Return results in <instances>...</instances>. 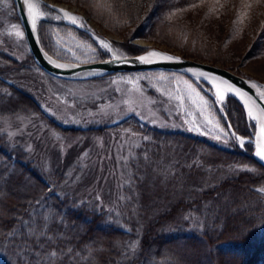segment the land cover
I'll return each instance as SVG.
<instances>
[{
  "label": "trees",
  "instance_id": "16d2710c",
  "mask_svg": "<svg viewBox=\"0 0 264 264\" xmlns=\"http://www.w3.org/2000/svg\"><path fill=\"white\" fill-rule=\"evenodd\" d=\"M59 1L83 7L101 27L118 35L122 40L115 44L126 55L144 51L130 42L134 38L171 40L202 57L218 54L200 44L195 33L182 31L176 23L170 25L164 17L165 0H146V10L137 7L136 0ZM196 1L200 0H175L169 9ZM44 8L48 14L38 21L37 35L49 55L72 62L108 56L86 32ZM192 41L197 42L193 48ZM76 42L86 46L89 54L83 56V51L68 47ZM0 60L18 65L2 52ZM43 73L51 80L71 82ZM136 73L189 78L157 70L127 74ZM120 74L126 73L85 81H104ZM8 79L0 72V124L24 115L71 135L105 130L94 124L83 127L59 122L33 93ZM204 97L216 111L213 99L207 94ZM224 113L225 123L233 130L226 146L187 130L148 124L133 114L113 122L111 128L144 137L129 159L117 213L78 202L68 192L65 169L44 170L23 143H13L0 130V258L17 264L18 256L6 237L9 230L28 221L34 226L46 224L54 239L42 241V248L32 241V250L19 264H47L43 254L52 249L58 255L51 264H264V168L254 159L250 144L240 146L235 139L249 136L241 105L228 97Z\"/></svg>",
  "mask_w": 264,
  "mask_h": 264
},
{
  "label": "rangeland",
  "instance_id": "374dc122",
  "mask_svg": "<svg viewBox=\"0 0 264 264\" xmlns=\"http://www.w3.org/2000/svg\"><path fill=\"white\" fill-rule=\"evenodd\" d=\"M136 1L137 7L146 10V0ZM173 1L165 0L168 9L164 17L170 25L176 23L184 28L182 31L195 33L200 44L218 51L217 56L212 58L191 54L188 47L177 45L171 40L162 43L154 39L134 38L130 42L137 46L147 44L149 48H158L168 54L241 72L264 86V37L261 36L264 33V0H200L171 10L169 6ZM73 6L90 18L83 7ZM44 9L42 7L45 13L42 19L48 14ZM90 19L94 25L82 20V27L94 37L96 46L107 53L106 49L97 45V38H107L108 35L112 37L110 42L115 53L121 57L127 56L115 44L122 39ZM17 30L23 33L13 0H0V52L10 59H16L18 63L12 67L2 61L0 72L9 81L33 93L42 108L59 122L83 127L91 124L105 127V130L95 134L71 135L55 130L44 120L24 115L5 119L0 124V130L7 134L9 140L23 143L41 168L46 171L66 170L69 176L68 192L78 202L100 210L116 213L120 210L121 190L129 173V160L126 166L121 157H128L129 153L133 156L134 149L144 137L110 126L129 114L157 127L187 130L221 146L227 145L230 131L225 123L224 106L221 109L215 103L217 108L213 111L208 105L207 111L200 113L199 105L192 103L197 97L188 87L189 84L200 95L207 94L215 100L214 90L206 83L166 73H126L93 82L51 80L36 67L30 58L24 33L22 39L18 38ZM183 42L186 43V39ZM68 44L72 50L83 51V56L89 54L90 50L82 44ZM196 44L192 41V48ZM228 97L231 96L227 95L226 100ZM207 118H211L213 123L207 124ZM244 122L249 132L245 115ZM216 125L222 131H218ZM237 142L241 146V142ZM249 144L254 152L253 145ZM0 264L9 263L0 258Z\"/></svg>",
  "mask_w": 264,
  "mask_h": 264
},
{
  "label": "water",
  "instance_id": "95a60500",
  "mask_svg": "<svg viewBox=\"0 0 264 264\" xmlns=\"http://www.w3.org/2000/svg\"><path fill=\"white\" fill-rule=\"evenodd\" d=\"M17 16L19 18L21 27L24 32L25 40L30 52V55L34 61V63L42 69L47 74L66 80H86L89 78L100 77L109 73H123V72H136V71H148V70H164V71H172L178 72L185 75H188L192 78H198L206 83L203 78L193 75L189 72V69H198L207 73L214 75L223 80H227L234 88L240 89L243 92L247 93L248 97H251L253 102H259L260 104H264V99H261L259 89L251 87V83L256 84V80L248 79L242 75L236 74L232 72L230 69L212 65L203 61L194 60L191 58H185L183 56H179L176 54H170L169 56L178 58L179 62L175 61H165L160 57L152 58V62L150 63H142L139 61L138 57L141 55H146V53L132 55V56H117L112 50L109 52V57L100 60L88 61V62H68L56 59L50 56L48 53L44 51L41 47L37 31H33L31 27V22L26 13V7L24 0H13ZM47 6V5H46ZM53 10H57L55 7L48 6ZM65 21V20H64ZM67 24L86 31L91 35L89 31L86 29L79 27L77 25H73L68 21H65ZM92 36V35H91ZM146 47L145 45H143ZM113 56H116V59H113ZM54 61L56 64L65 65L64 68H57L52 63ZM218 81V80H217ZM251 82V83H249ZM209 84V83H208ZM210 85V84H209ZM232 96L238 100L241 104L240 100L237 96ZM259 107V104H256ZM230 130L231 127L229 126ZM258 161V159L255 157ZM262 166L264 164L258 161Z\"/></svg>",
  "mask_w": 264,
  "mask_h": 264
},
{
  "label": "snow or ice",
  "instance_id": "6c2138e0",
  "mask_svg": "<svg viewBox=\"0 0 264 264\" xmlns=\"http://www.w3.org/2000/svg\"><path fill=\"white\" fill-rule=\"evenodd\" d=\"M24 2L27 6L29 19L31 20L32 30L36 31L37 19L40 16L45 15V13L38 11L41 7V5H39L38 3H29V0H24ZM55 11L57 13L62 12L63 16L67 18L68 22H70L73 25L82 27L84 24V22L80 20L78 17H75L66 11H63L61 9H57ZM16 36L22 39L23 33L17 30ZM99 43L104 49H107L109 52L112 51V46L110 45L109 42L100 40ZM155 57H160L162 60H165V61L179 62L178 58L164 55L156 51H148L146 55H141L138 57V59L142 63H150L152 62V58H155ZM116 58H117L116 56H113V59H116ZM52 63L57 68L65 67V65L56 64L54 61H52ZM188 71L191 72L195 76H198L201 78H207L209 79V81L212 82V89L215 90L214 91V97H215L214 103H216L221 109H223L224 103L226 102L227 94L229 93L241 98L242 100H244V98L248 96V94L243 92L242 90L234 88L232 84H230L227 80L220 79L210 73H207V72H204L198 69H189ZM159 79H165V77H160ZM217 80L219 81V83H216ZM188 87L191 89L192 92L195 93L197 97V99L193 100L192 103L199 105L200 113L207 111V106H208L209 101L204 96L200 95V92L196 91L195 88H192V85L189 84ZM251 87L259 89V85H256L254 83H251ZM260 96H261V99H264V92H260ZM250 103L252 104L251 107H250ZM181 104H183V100H181ZM256 104H259L258 108L256 107ZM244 107L247 111L248 119L251 121H255L254 131L257 132L258 143L256 145V150L254 154L257 157H259L261 160H264V104H260L258 101L253 102L251 100V97H248V100L244 102ZM254 109L258 113V115H254ZM210 115L211 114H209V117ZM206 123L212 124L213 120L211 118H207ZM216 128L218 131H222L219 128V125H216ZM217 139H219V136H217ZM235 139L240 141L241 146H243L244 141L241 139L240 136L238 135L235 136ZM131 156L132 154L129 153L128 157H121V159L125 162L126 166ZM37 203H39V201ZM6 239L9 244L13 245L15 249V253L18 256L17 264H19L20 258H22L25 254H27L28 252L32 250V241H35L36 246L38 248H42L44 247V244L42 243V241L50 242L54 239V237L48 234L46 224L42 226H34L28 221H24L19 228H13L9 230ZM70 251L71 249H69V252ZM37 255L40 256L41 254L38 253ZM43 255L45 256L47 260V264H51L52 258H55L58 255V253L55 249H52L51 251L46 252ZM38 264H39V261H38Z\"/></svg>",
  "mask_w": 264,
  "mask_h": 264
},
{
  "label": "bare ground",
  "instance_id": "6f19581e",
  "mask_svg": "<svg viewBox=\"0 0 264 264\" xmlns=\"http://www.w3.org/2000/svg\"><path fill=\"white\" fill-rule=\"evenodd\" d=\"M29 3H38L39 5H41V7H40V9L38 10L39 12H42V7H47V6H52V7H55L56 9H61V10H63V11H66V12H68L69 14H71V15H73V16H75V17H78L80 20H84L87 24H89V25H94V23H93V21L91 20V19H89V17L82 11V10H80L79 8H77V7H75V6H73V5H69V4H66V3H62V2H58V1H54V0H29ZM47 5V6H46ZM25 7H26V13H27V15H28V10H27V6H26V4H25ZM61 15H62V17H63V19L65 20V21H68L67 20V18H65L64 16H63V13L61 12L60 13ZM42 16H40L38 19H37V21L41 18ZM28 18H29V16H28ZM30 20V19H29ZM30 22H31V20H30ZM78 23H79V21H78ZM100 33H103V30H100ZM98 39V42L100 41V40H103V41H105V42H109V36L107 35V38H97ZM100 44V43H99ZM101 46V45H100ZM145 49H148L147 50V52L148 51H156V52H159V53H162V54H164V55H170V54H168L167 52H165V51H162L161 49H158V48H154V47H152V48H148V45L147 44H145ZM102 47V46H101ZM150 47V46H149ZM147 52H146V54H147ZM205 81H208V83L211 85V87H212V82L211 81H209V79H207V78H203ZM256 82V85H259V90L260 91H262V92H264V86H262V85H260L257 81H255ZM216 83H219V81H216ZM214 90V89H213ZM215 91V90H214ZM227 95H232L231 93H229V94H227ZM238 99L240 100V102H241V105H242V108H243V110L245 111V116H246V120H247V123H248V125H249V136H245V137H241V139L244 141V142H249V143H251L252 145H253V149H254V153H255V150H256V145H257V143H258V140H257V132L256 131H254V125H255V121H251V120H249L248 119V117H247V111H246V109H245V107H244V102L245 101H247L248 100V98L247 97H245L244 98V100H242L241 98H239L238 97ZM252 106V104L250 103V107ZM256 107H257V105H256ZM258 108V107H257ZM254 115H258V113L255 111V109H254ZM251 125H253V128H251ZM256 127H258V126H256ZM253 153V154H254ZM254 156L258 159V161H260V162H262L263 164H264V160H261L259 157H257L255 154H254Z\"/></svg>",
  "mask_w": 264,
  "mask_h": 264
}]
</instances>
